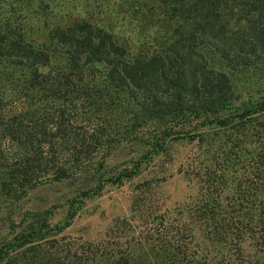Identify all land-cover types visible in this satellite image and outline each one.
Returning a JSON list of instances; mask_svg holds the SVG:
<instances>
[{
	"label": "trees",
	"instance_id": "obj_1",
	"mask_svg": "<svg viewBox=\"0 0 264 264\" xmlns=\"http://www.w3.org/2000/svg\"><path fill=\"white\" fill-rule=\"evenodd\" d=\"M180 142L194 192L146 235L74 246L76 210L17 209L144 177ZM0 264H264V0H0Z\"/></svg>",
	"mask_w": 264,
	"mask_h": 264
},
{
	"label": "rangeland",
	"instance_id": "obj_2",
	"mask_svg": "<svg viewBox=\"0 0 264 264\" xmlns=\"http://www.w3.org/2000/svg\"><path fill=\"white\" fill-rule=\"evenodd\" d=\"M120 31L125 36L132 38L136 36L128 24L121 26ZM194 148L192 143H175L172 149L175 155L173 163L167 162L166 158L156 159L148 169L150 174L119 185L108 184L99 195L82 200L74 186L67 183L52 184L30 191L17 204V209L51 210L52 224H63L71 209L76 210L70 224L58 235L63 238L62 242L74 246L81 243L98 245L100 242L110 246L118 241L119 236L128 233L131 229L130 224L134 225L137 231L143 230V235H146L147 220L144 214L147 210L155 209L157 214L161 212L175 214L194 192L191 183L177 172L180 160ZM164 170L171 175L165 180L153 181L148 190L141 191L139 183L152 175H160L159 173ZM72 198L76 199L71 208L67 199Z\"/></svg>",
	"mask_w": 264,
	"mask_h": 264
}]
</instances>
